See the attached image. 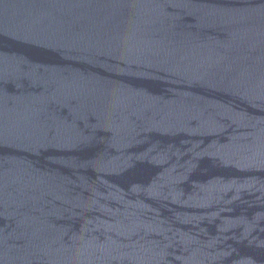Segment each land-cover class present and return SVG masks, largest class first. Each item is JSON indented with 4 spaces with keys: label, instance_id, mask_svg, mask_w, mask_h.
<instances>
[{
    "label": "water",
    "instance_id": "water-1",
    "mask_svg": "<svg viewBox=\"0 0 264 264\" xmlns=\"http://www.w3.org/2000/svg\"><path fill=\"white\" fill-rule=\"evenodd\" d=\"M0 264H264V0H0Z\"/></svg>",
    "mask_w": 264,
    "mask_h": 264
}]
</instances>
